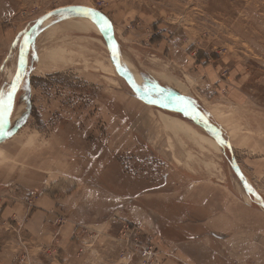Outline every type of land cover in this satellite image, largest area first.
I'll return each mask as SVG.
<instances>
[{"label": "rangeland", "instance_id": "obj_1", "mask_svg": "<svg viewBox=\"0 0 264 264\" xmlns=\"http://www.w3.org/2000/svg\"><path fill=\"white\" fill-rule=\"evenodd\" d=\"M65 6L104 14L132 80L228 144L138 97L97 19L57 15L34 32ZM259 201L264 0H0V264H264Z\"/></svg>", "mask_w": 264, "mask_h": 264}, {"label": "water", "instance_id": "obj_2", "mask_svg": "<svg viewBox=\"0 0 264 264\" xmlns=\"http://www.w3.org/2000/svg\"><path fill=\"white\" fill-rule=\"evenodd\" d=\"M75 9H91L88 7H84V6H65V7H61L55 10H52L51 12H49L48 14H46L45 16L37 19L33 25V29L34 32H37V28L39 27V25L45 20V19H49L50 17L53 16H57V15H64V14H80V15H85V16H90L93 17L95 19L98 20L99 17H102L104 20H106L109 23L108 19L105 17L104 14H102L100 11L98 10H94L95 12V16H92L91 14H85L83 12H77L75 11ZM110 37H111V43H112V62L113 65L115 66V69L117 71V73L127 82V84L131 87V89L136 93V95L138 97H140L143 101H145L148 104L157 106L163 110H167V111H171V112H176L178 114H181L182 116L188 117L189 119H191L193 122L195 123H199V121L201 120L204 124L203 127L204 129L209 133V135L211 137H213V139L217 142V144L219 145V147H222V145H226L228 144L220 135L218 129L201 113L192 110L190 108L187 107H179V106H175V105H167L161 102H158L152 98H150L144 90H142L139 85H137L133 80L132 77L130 75V73L125 69V67L121 64L120 62V58H119V53L117 51V54L114 55L113 53V44H115L116 46V50H117V45H116V41L114 39L113 36V31L112 28L110 27L109 29H107ZM33 37V36H32ZM31 37V38H32ZM31 38L27 41V43L25 44V47L23 48V51L21 52L22 54L19 56L18 61H17V67H16V76H19L20 74V70L22 69L23 64L21 63V61L24 62L26 55L28 53V49H29V44H30V40ZM15 91L13 93L12 96V101L14 99L15 96ZM9 109L10 107H8V99H7V105L3 110V114L4 117L7 118L8 114H9ZM233 171L235 172L236 176L238 177V179L240 180L242 186L244 187V189L247 191V186L242 178V175L240 173V170L237 166V164L235 163V161L231 158V160L229 161ZM256 204L261 208L264 209V203L263 202H256Z\"/></svg>", "mask_w": 264, "mask_h": 264}, {"label": "bare ground", "instance_id": "obj_3", "mask_svg": "<svg viewBox=\"0 0 264 264\" xmlns=\"http://www.w3.org/2000/svg\"><path fill=\"white\" fill-rule=\"evenodd\" d=\"M82 25H83L82 22H78V26L81 27ZM134 78L139 84L142 83L141 79L136 74H134ZM162 120H163L165 128H167L169 131L173 133H177V132L186 133L187 131V128L178 119H174L168 116H162ZM200 138L203 141H205L209 146L213 147L216 150H220L219 145L212 137L200 134Z\"/></svg>", "mask_w": 264, "mask_h": 264}, {"label": "snow or ice", "instance_id": "obj_4", "mask_svg": "<svg viewBox=\"0 0 264 264\" xmlns=\"http://www.w3.org/2000/svg\"><path fill=\"white\" fill-rule=\"evenodd\" d=\"M75 11H77V12H83L85 14H91L92 16H95L96 15L95 12H94V10H92V9H75ZM98 22L101 24V27L104 30H107V29H109L111 27V25L108 24V22L106 20H104L102 17H99L98 18ZM113 53H114V55L117 54V50H116L115 44H113ZM21 63H23V61H21ZM16 79L19 80V76H17ZM14 91H15V86H13L12 91H10V92L7 93L8 107H11V104H12V96H13Z\"/></svg>", "mask_w": 264, "mask_h": 264}, {"label": "flooded vegetation", "instance_id": "obj_5", "mask_svg": "<svg viewBox=\"0 0 264 264\" xmlns=\"http://www.w3.org/2000/svg\"><path fill=\"white\" fill-rule=\"evenodd\" d=\"M160 181H162V182H160V185H159V186H158V185H155V186H154V189H155V190H153V191H158V190H160L163 186H166V183H167V177L164 176ZM131 203H132V202L128 203V206H129V209H130V210L133 209V208L130 207V206H131ZM144 210H145V212H148V213L151 212V209H150L149 207H145ZM195 222H196V221H195ZM188 223H189V222H188ZM221 232H222V231H221Z\"/></svg>", "mask_w": 264, "mask_h": 264}, {"label": "built area", "instance_id": "obj_6", "mask_svg": "<svg viewBox=\"0 0 264 264\" xmlns=\"http://www.w3.org/2000/svg\"><path fill=\"white\" fill-rule=\"evenodd\" d=\"M148 247H150V246L142 247V248H144L143 249V256L146 257V258L151 257V255L153 254V249L150 250V248H148Z\"/></svg>", "mask_w": 264, "mask_h": 264}, {"label": "crops", "instance_id": "obj_7", "mask_svg": "<svg viewBox=\"0 0 264 264\" xmlns=\"http://www.w3.org/2000/svg\"><path fill=\"white\" fill-rule=\"evenodd\" d=\"M51 208H53V207H52V206H50L49 208L46 207L47 213L49 212V210H50ZM52 210H54V209H52Z\"/></svg>", "mask_w": 264, "mask_h": 264}]
</instances>
